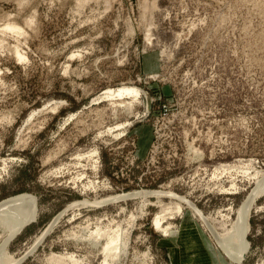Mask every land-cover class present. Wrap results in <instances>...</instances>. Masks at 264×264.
<instances>
[{
	"label": "rangeland",
	"instance_id": "1",
	"mask_svg": "<svg viewBox=\"0 0 264 264\" xmlns=\"http://www.w3.org/2000/svg\"><path fill=\"white\" fill-rule=\"evenodd\" d=\"M6 20L24 35L0 33V203L37 200L8 254L64 212L20 264H102L106 232L109 264H233L184 201L223 233L264 177V0H0ZM248 225L241 264H264V195Z\"/></svg>",
	"mask_w": 264,
	"mask_h": 264
},
{
	"label": "bare ground",
	"instance_id": "2",
	"mask_svg": "<svg viewBox=\"0 0 264 264\" xmlns=\"http://www.w3.org/2000/svg\"><path fill=\"white\" fill-rule=\"evenodd\" d=\"M89 0H76L77 8H80L84 6ZM34 15V14H33ZM31 17V16H30ZM29 18L27 24L30 26L27 27H33L34 24V18ZM36 17V16H35ZM7 18V17H6ZM36 19V18H35ZM27 20V19H26ZM8 21V20H6ZM26 22V21H25ZM36 22V20H35ZM34 22V23H35ZM5 24V23H4ZM26 24V25H27ZM36 25V24H35ZM34 28V27H33ZM29 29V28H28ZM1 37H3V34L10 33L12 35H17V37H21V35H24V30L21 29L19 26H17L15 23H6L5 25H2V29H0ZM150 30V29H149ZM149 30H147V33L144 37H146V40L149 42L151 40ZM146 32V31H145ZM26 34V33H25ZM16 37V38H17ZM145 39V38H144ZM146 41V42H147ZM1 42V41H0ZM17 42V41H16ZM147 42V43H148ZM2 43V42H1ZM150 43V42H149ZM1 46V45H0ZM17 46V45H15ZM11 46L12 48V55L17 59L18 62H24L27 61L26 54H23L22 51H20L17 47ZM8 48V47H7ZM11 51V50H10ZM79 56V55H78ZM73 57V56H72ZM75 57V56H74ZM66 71V70H65ZM112 93V92H110ZM109 95V94H106ZM123 95H129L133 98H136V96L146 97V100H149V97L147 95H144L142 91L139 88L131 87L129 89H122L119 90L116 93V97H121ZM136 100V99H135ZM134 102V101H133ZM133 103H130L126 106L132 107ZM148 103L145 106L144 115L147 113ZM57 109V108H55ZM54 109V110H55ZM56 111V110H55ZM189 150L192 151V153L196 157H200L202 155L199 150L194 149L191 145L189 146ZM231 167H229L227 170H230ZM234 168H232L233 170ZM224 172L225 170L218 169L217 172ZM252 178H258V182L255 183L254 188L252 191H250L246 201L244 202V205L240 207V209L237 212V217L235 221L229 226L228 229H225L223 233L216 232L215 230L210 227L206 220L204 219V215L196 208V206L192 202H187L188 207L193 211V213L204 222L205 227H207V230L211 234V236L215 239V243L218 246V248L221 250L223 255L233 264H241L246 256L247 248H248V241H247V232L249 229L248 225V214L249 210L252 209L254 202L257 198H259L261 195H264V177L262 173L259 171L254 170ZM245 174H248V170L244 171ZM248 176H250L248 174ZM163 195V194H169L165 192H137L132 193L128 195L123 196H114L112 198H109L106 202L103 203H89L92 206H99L103 204L113 203L117 201H122L126 199H135L140 197H152L154 195ZM170 195V194H169ZM172 196H175L176 198H182L180 196H177L175 194H171ZM166 196V195H165ZM85 201V200H83ZM82 202V201H81ZM34 203V206H33ZM79 204V203H77ZM37 208V200L35 197H32L31 195H19L12 198H9L3 202L0 203V234H1V241H0V264H20L31 252L35 250L37 245L43 241V239L54 229L56 226V223L60 220V218L64 215V212L57 215L46 227L44 234L39 237L36 240L35 247L28 253L24 254L21 258L14 259L12 256H10L6 250L7 244L22 230L30 225L34 220V213ZM178 212V210H177ZM176 213V211H175ZM33 220V221H32ZM101 233V229H97L95 231V234L99 235ZM106 238L107 242L105 247L102 249L103 253V262L102 264H109L107 258H109L111 261H113L117 256L118 253L121 251L120 249H124V243L121 240V236L119 234H111L106 232ZM122 246V247H121ZM120 250V251H119Z\"/></svg>",
	"mask_w": 264,
	"mask_h": 264
},
{
	"label": "water",
	"instance_id": "3",
	"mask_svg": "<svg viewBox=\"0 0 264 264\" xmlns=\"http://www.w3.org/2000/svg\"><path fill=\"white\" fill-rule=\"evenodd\" d=\"M147 103H148V109H147V111H149V107H150V99L147 101Z\"/></svg>",
	"mask_w": 264,
	"mask_h": 264
}]
</instances>
